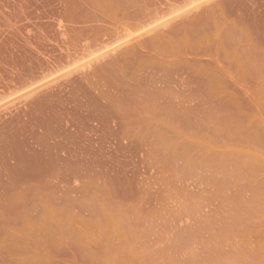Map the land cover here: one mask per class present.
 Here are the masks:
<instances>
[{
	"label": "rangeland",
	"instance_id": "obj_1",
	"mask_svg": "<svg viewBox=\"0 0 264 264\" xmlns=\"http://www.w3.org/2000/svg\"><path fill=\"white\" fill-rule=\"evenodd\" d=\"M0 264H264V0H0Z\"/></svg>",
	"mask_w": 264,
	"mask_h": 264
}]
</instances>
